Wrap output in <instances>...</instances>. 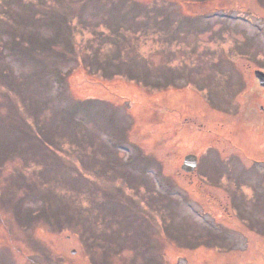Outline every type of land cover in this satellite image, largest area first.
<instances>
[{"label": "rangeland", "instance_id": "374dc122", "mask_svg": "<svg viewBox=\"0 0 264 264\" xmlns=\"http://www.w3.org/2000/svg\"><path fill=\"white\" fill-rule=\"evenodd\" d=\"M255 70L264 0H0V264H264Z\"/></svg>", "mask_w": 264, "mask_h": 264}, {"label": "water", "instance_id": "95a60500", "mask_svg": "<svg viewBox=\"0 0 264 264\" xmlns=\"http://www.w3.org/2000/svg\"><path fill=\"white\" fill-rule=\"evenodd\" d=\"M254 75L259 82L261 87H264V72L260 70H255ZM197 167V157L193 154H188L184 156L181 169L186 173H191Z\"/></svg>", "mask_w": 264, "mask_h": 264}]
</instances>
